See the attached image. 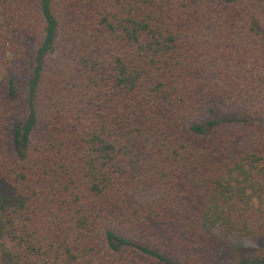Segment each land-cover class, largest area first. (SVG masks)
Wrapping results in <instances>:
<instances>
[{"label":"trees","instance_id":"obj_1","mask_svg":"<svg viewBox=\"0 0 264 264\" xmlns=\"http://www.w3.org/2000/svg\"><path fill=\"white\" fill-rule=\"evenodd\" d=\"M0 27L39 40L26 105L0 88V264H264V0H0Z\"/></svg>","mask_w":264,"mask_h":264},{"label":"rangeland","instance_id":"obj_2","mask_svg":"<svg viewBox=\"0 0 264 264\" xmlns=\"http://www.w3.org/2000/svg\"><path fill=\"white\" fill-rule=\"evenodd\" d=\"M38 44L39 40L24 39L16 34H7L0 27V88L5 93L8 79L13 78L16 90L15 102L19 104L20 108H23L27 102L26 85L31 76L33 54ZM22 120L23 118H20L10 124L6 132L8 141L13 125L21 123ZM252 128L260 134V137L264 136V124H258V127L252 125V127H249L250 132ZM251 240L247 241L252 242ZM247 252L248 246L244 243V240L228 242V244L215 243L206 250L204 258L207 261L214 262V264H237V259Z\"/></svg>","mask_w":264,"mask_h":264}]
</instances>
